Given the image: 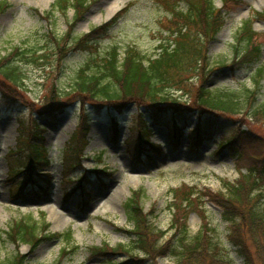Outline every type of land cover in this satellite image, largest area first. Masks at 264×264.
<instances>
[{
	"label": "trees",
	"instance_id": "16d2710c",
	"mask_svg": "<svg viewBox=\"0 0 264 264\" xmlns=\"http://www.w3.org/2000/svg\"><path fill=\"white\" fill-rule=\"evenodd\" d=\"M158 1L170 15L159 20V42L150 53L128 47L122 55L116 44L102 49L98 39L100 35L108 36V27L113 20L82 35H74V21L88 7L90 0H56L54 5L63 10L69 5L74 6L71 27L60 37L48 32V39L39 47L23 49L15 45L0 56L2 97L12 105L23 102L21 107L30 112L29 119L26 112L16 115L17 148L9 152V177H16L17 181H13V192L21 194L40 190L42 179H48V175H40L34 170L48 162L40 141L44 127L32 117L34 114L53 123V117L74 102L78 103V123L61 159L66 187L72 186V189L85 183L90 187L91 183L92 177L84 172L76 179H68L79 167L91 109L109 108L115 113H123L130 104L136 105L140 109L138 119L147 114L156 125L169 128L174 140L184 132L190 118L197 116L191 134H195L197 142L203 140L201 134L207 135L204 138L217 133L222 135L221 147L231 148L239 156L238 177L232 181L223 179V187L218 190L198 189L185 184L171 189L169 207L172 218L164 230L156 229L148 219L149 214L154 213L153 207L143 210L140 202L142 190L132 191L124 203L130 228L123 230L131 236L130 241L115 246L107 243L93 246L92 255L102 256L107 264H158L160 257L170 255L176 257L175 264H236L229 247L220 245L214 238L203 208V197L208 196L221 209V217L228 223L227 241L243 263L264 264V165L253 162V165L245 166L244 172L240 166V158H248V154L251 162L264 160V138L241 124H233L231 130L232 124L224 121L235 123L232 116L241 113L264 119V89L261 84L264 63L259 62L264 34L253 29L252 20H245L237 31V43L229 65L231 69L237 66L253 69L252 87L246 84L237 88L205 87L213 70L207 44L222 24L220 8L215 6L214 0H182L186 2L185 9L179 8L180 0ZM234 1L222 0L224 5ZM258 14L259 18H264V11ZM40 48L46 51L40 52ZM76 49L86 52L87 58L78 67L67 69L65 74L68 75L61 83L57 72L61 71L66 55ZM22 63L35 64L43 72L39 85L44 89L39 101L28 100L25 95L26 75L21 68ZM113 126L116 130V123ZM137 129L143 138L141 147L149 152H159V146L148 141L150 129L143 125ZM138 139H135V145L139 144ZM20 173L24 175L21 178L17 176ZM94 176L99 178L100 171L94 172ZM191 212H196L202 219L201 227L192 236L188 233L187 224ZM47 228L46 222L37 225L30 216H26L13 219L4 234L14 245L26 243L31 250L43 239L63 236L66 240L72 239L71 231L43 233ZM69 250L63 248L60 257ZM122 254L124 258L116 261V256ZM25 260L26 254L15 249L12 255L1 259L0 264H26Z\"/></svg>",
	"mask_w": 264,
	"mask_h": 264
},
{
	"label": "rangeland",
	"instance_id": "374dc122",
	"mask_svg": "<svg viewBox=\"0 0 264 264\" xmlns=\"http://www.w3.org/2000/svg\"><path fill=\"white\" fill-rule=\"evenodd\" d=\"M54 1L0 0L5 6L0 9V56L15 45L23 49L39 47L48 39V32L51 31L60 37L69 29L74 17V6L69 5L63 10L60 6L53 7ZM214 3L216 7H220L223 21L215 36L209 39L207 44L208 57L212 63L210 67L213 70L209 73L204 86L236 88L242 83L248 86L251 84L253 69L238 66L231 69L229 65L234 45L237 43L236 32L242 22L250 19L256 31L264 32V18L258 17V13L264 11V0H235L230 5H224L222 0H214ZM179 8L185 9L186 3L180 0ZM122 9L124 10L108 27V36L100 35L98 39L100 47L105 49L111 44H116L122 55L128 47H134L143 53L152 52L159 42L157 36L159 20L170 15L158 0H90L88 7L77 16L73 27L74 35H82L92 27L107 23ZM47 11L51 12L46 18ZM49 43L52 44L50 41ZM43 51L46 49L40 48V52ZM86 58L87 53L84 51L69 53L61 64V71L57 72V79L64 83L68 75L65 74L67 69L78 67ZM221 62L224 63L220 64ZM260 62H264V47ZM21 68L26 75L25 95L28 100L39 101L44 89L39 85L43 72L31 63H22ZM261 84L264 89V76ZM18 102L8 104L0 92V260L9 257L17 249L20 253L26 254V264H107L102 256L92 255L91 247L101 246L103 243L115 246L130 241L131 236L123 230L130 228L124 203L133 190H142L140 202L143 210L148 211L153 207L154 213L149 214L148 219L156 229L164 230L168 228L172 218L169 207L172 199L171 189L185 184L194 185L198 189L208 187L218 190L223 187V179L232 181L238 177L239 168L236 161L239 159L236 160V156L228 149L222 148L217 151L218 153L215 151L219 138H214L208 145L196 148L195 144H190L186 136H182L179 146L175 148L169 140L167 130L154 127L147 116L144 119L153 128L151 141L161 145V154L152 155L150 158L142 155L140 158V152L134 148L137 123L134 118L140 109L136 105H130L114 120L119 124V136L115 141L110 126L114 111L102 108L90 113L88 144L84 149L81 163L86 170L99 171L106 167L109 174L101 176L103 182L95 180L92 183L93 190L85 204H76L74 195L66 200L61 184L60 156L62 152H66L67 147L63 149L64 144L77 122L78 104L74 103L63 113L53 117V123L44 121L36 114L32 115L37 118L39 125L46 126L41 135L45 138L46 157L50 159V164L45 168L51 173L50 187L47 193L40 191L39 195L18 194L13 197L10 191H13L17 181L16 177L7 179L6 153L15 149L18 135L16 115L26 112L28 114L26 118L30 117L28 109L21 107L24 103ZM232 118L235 123L224 120L232 124L231 130L233 124L236 126L241 124L264 138V119L251 118L243 113ZM196 122L197 116H192L188 125L193 127ZM128 141L130 148L126 150ZM132 148L133 152H130ZM249 156L248 154V158H240L242 171L246 165H253V162L264 165V160L251 162ZM17 176L21 178L24 175L22 173ZM12 181H16L14 185ZM203 200V208L215 240L220 245L229 247L230 255L236 264H244L227 241L228 223L221 217V209L208 196L203 197ZM26 216H30L37 225L42 222L48 223L44 233L71 231L72 239L66 240L64 236L47 238L41 240L31 251L26 243L14 245L6 238L4 232L13 219ZM187 224L188 233L192 236L201 227L202 219L196 212H191ZM178 237L179 235L174 241ZM72 246H77V249L70 251ZM63 248L70 252L60 257ZM123 258V254L116 256V261ZM175 258L173 255L160 257L157 262L175 264Z\"/></svg>",
	"mask_w": 264,
	"mask_h": 264
}]
</instances>
